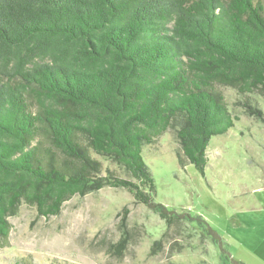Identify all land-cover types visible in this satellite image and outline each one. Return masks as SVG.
<instances>
[{
    "label": "trees",
    "instance_id": "1",
    "mask_svg": "<svg viewBox=\"0 0 264 264\" xmlns=\"http://www.w3.org/2000/svg\"><path fill=\"white\" fill-rule=\"evenodd\" d=\"M223 86L261 114L264 0H0V244L20 202L49 217L104 186L168 226L193 219L154 201L142 151L176 129L179 165L203 174L211 137L234 124Z\"/></svg>",
    "mask_w": 264,
    "mask_h": 264
},
{
    "label": "rangeland",
    "instance_id": "2",
    "mask_svg": "<svg viewBox=\"0 0 264 264\" xmlns=\"http://www.w3.org/2000/svg\"><path fill=\"white\" fill-rule=\"evenodd\" d=\"M221 89L234 124L211 137L203 174L179 165L176 129L142 151L154 201L193 219L183 216L168 226L158 209L111 186L71 196L49 217L20 202L7 217L11 228L0 244V264H20L23 257L35 264H264V95L250 93L261 113L256 116L239 104L235 88ZM93 156L131 179L111 159Z\"/></svg>",
    "mask_w": 264,
    "mask_h": 264
}]
</instances>
